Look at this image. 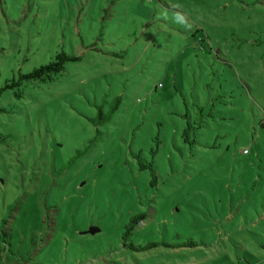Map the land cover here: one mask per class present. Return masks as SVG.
Listing matches in <instances>:
<instances>
[{"label":"rangeland","instance_id":"374dc122","mask_svg":"<svg viewBox=\"0 0 264 264\" xmlns=\"http://www.w3.org/2000/svg\"><path fill=\"white\" fill-rule=\"evenodd\" d=\"M0 89V264H264V0H0Z\"/></svg>","mask_w":264,"mask_h":264},{"label":"trees","instance_id":"16d2710c","mask_svg":"<svg viewBox=\"0 0 264 264\" xmlns=\"http://www.w3.org/2000/svg\"><path fill=\"white\" fill-rule=\"evenodd\" d=\"M74 61V60H78V57L75 56H70L65 52H60L57 53L56 56L49 62L46 64H42L38 67H35L32 71H30L29 73L23 74L21 75V78L19 79L21 80H26V81H53L55 79V77L61 73V71L65 68V65L68 61ZM17 83L14 82L12 84H7L6 88H11L14 85H16ZM2 89H0L1 92ZM202 124H198L196 125V128H199ZM193 127V125L191 123L187 124V127L184 129L183 131V136H184V140L188 141V142H194L195 139L191 140V138L189 137V129ZM260 127H264V120H262V122L260 123ZM244 150H247V152H244ZM248 149L245 148L243 150H240V152L242 153H248ZM144 167V166H142ZM151 173L153 178H155V172L154 170L151 168ZM144 219L143 215H134L129 219V222L125 225V231L123 233V238L124 240L127 239L130 234H132L134 232V230L136 229V227L138 226L139 222H141ZM7 234L6 233H2L0 234V251L3 250L4 246L7 243ZM152 246H156L155 243H150L147 244L146 246H137V245H130L131 249L134 250H142V249H147L150 248Z\"/></svg>","mask_w":264,"mask_h":264},{"label":"water","instance_id":"95a60500","mask_svg":"<svg viewBox=\"0 0 264 264\" xmlns=\"http://www.w3.org/2000/svg\"><path fill=\"white\" fill-rule=\"evenodd\" d=\"M90 233H92V234H94L95 232H96V229H90V231H89Z\"/></svg>","mask_w":264,"mask_h":264},{"label":"built area","instance_id":"2783aa9c","mask_svg":"<svg viewBox=\"0 0 264 264\" xmlns=\"http://www.w3.org/2000/svg\"><path fill=\"white\" fill-rule=\"evenodd\" d=\"M245 152H247V150H245Z\"/></svg>","mask_w":264,"mask_h":264}]
</instances>
